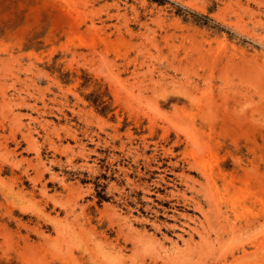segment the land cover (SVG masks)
Wrapping results in <instances>:
<instances>
[{"label": "rangeland", "instance_id": "1", "mask_svg": "<svg viewBox=\"0 0 264 264\" xmlns=\"http://www.w3.org/2000/svg\"><path fill=\"white\" fill-rule=\"evenodd\" d=\"M0 264H264V0H0Z\"/></svg>", "mask_w": 264, "mask_h": 264}]
</instances>
